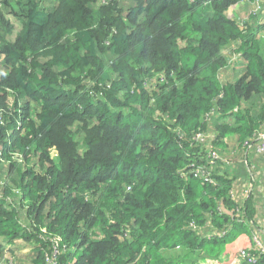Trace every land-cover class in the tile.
<instances>
[{"label":"trees","instance_id":"16d2710c","mask_svg":"<svg viewBox=\"0 0 264 264\" xmlns=\"http://www.w3.org/2000/svg\"><path fill=\"white\" fill-rule=\"evenodd\" d=\"M54 2L0 0V239L32 264H250L254 199L210 159L264 129L242 106L264 112L260 41L231 16L264 0Z\"/></svg>","mask_w":264,"mask_h":264},{"label":"rangeland","instance_id":"374dc122","mask_svg":"<svg viewBox=\"0 0 264 264\" xmlns=\"http://www.w3.org/2000/svg\"><path fill=\"white\" fill-rule=\"evenodd\" d=\"M43 4L51 7L55 4V2L54 0H43ZM231 16L239 21L249 20L251 22L253 29L255 30L256 34L258 35L260 39L259 53L262 54L264 57V28L259 30V27H257L258 24H264V7L262 3H238L232 9ZM255 16L256 18H259V19L257 20L255 24H253L255 22V20L253 19L255 18ZM6 17L13 24L12 34L8 36L9 39H13V35L16 33V31L20 29V23L9 14H6ZM231 45L235 47L237 43L234 42ZM222 53L225 55L227 59V66L221 72L222 81H223L224 75H226V73H228L229 71L234 73L233 74L234 76L230 77L229 79L235 78L236 76H239L240 74H242L244 71V66H245V62H244L242 54L240 52L229 51L228 49H224ZM245 105H253V107L250 109V113L255 115L259 111L258 110L256 112V106L261 105V103L260 102L258 103L257 100L254 98V99H250V101L248 102H245ZM252 137L253 136H251V138ZM250 147L254 148L253 145ZM256 153L258 155H261L259 152H256ZM49 155L54 162H57L58 156H57V152L54 149L49 150ZM221 164H222V161L217 160L216 162L212 164V167L213 168L215 167L217 169H221L222 167L223 170H225V167H224V164H226L225 161L223 162V166ZM5 167H7V163L1 160L0 161V185L1 186H2V183L6 181L5 173L2 171L4 170ZM36 167L38 168V166ZM3 192H4L3 190H0V193H3ZM2 197L5 198L4 196ZM0 246L2 248L0 249V264H5L7 262L11 264H32L33 259L35 257V252L29 242H26L23 239H19V241H17L16 243L9 244L8 241L3 238V239H0Z\"/></svg>","mask_w":264,"mask_h":264},{"label":"crops","instance_id":"0c3cea01","mask_svg":"<svg viewBox=\"0 0 264 264\" xmlns=\"http://www.w3.org/2000/svg\"><path fill=\"white\" fill-rule=\"evenodd\" d=\"M260 55L263 57L262 54ZM233 74L234 73H232L231 71L226 73V75H224L223 77V81L226 83L234 81V79H236L238 76L229 79L230 77L234 76ZM220 80L222 81V73H220ZM242 106L244 107V109L247 110H250L253 107V105H244V103ZM261 109H262L261 105L256 106V112L258 110L259 111L258 113L255 114L256 116L254 117L257 119L259 118L260 124L264 126V112H262ZM224 142L226 144L224 145L226 150L225 149L223 150V160H225L226 164H224L225 170H223L222 167L220 170L222 172L225 171L226 174L233 180L232 195L236 199L243 197L246 194L252 195L255 206V213L252 220V229H253L252 240H253V235H257L259 239H263L264 238V160L262 158V155H258L256 153L257 152L256 149H254L253 147L244 149L243 146H240V144L237 143L235 138L226 141L224 140ZM221 165L223 166V162Z\"/></svg>","mask_w":264,"mask_h":264},{"label":"built area","instance_id":"2783aa9c","mask_svg":"<svg viewBox=\"0 0 264 264\" xmlns=\"http://www.w3.org/2000/svg\"><path fill=\"white\" fill-rule=\"evenodd\" d=\"M253 137L250 138V141L253 142V144L248 145L246 148L248 149L250 146H254V148L256 149L257 152H259L262 155V158L264 160V134L263 132H259L256 135H252ZM194 139L203 141L205 139V135L202 133H197L194 137ZM249 141V140H248ZM248 144V143H247ZM213 160L210 159V164L212 165L214 163V161L219 160L222 161L223 160V155L217 154V153H213ZM225 160H223L222 162H224ZM190 226H194L192 223H190ZM253 242L255 245V251L253 253H249L246 251H241V257L244 261L250 263V264H254L256 262V260L260 257L264 255V238L263 239H259L257 237V235H253Z\"/></svg>","mask_w":264,"mask_h":264}]
</instances>
